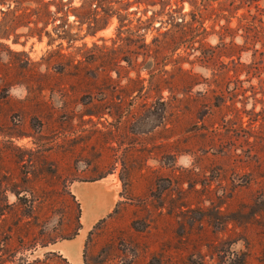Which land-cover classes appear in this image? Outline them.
<instances>
[{
	"label": "rangeland",
	"instance_id": "obj_1",
	"mask_svg": "<svg viewBox=\"0 0 264 264\" xmlns=\"http://www.w3.org/2000/svg\"><path fill=\"white\" fill-rule=\"evenodd\" d=\"M0 264H264V0H0Z\"/></svg>",
	"mask_w": 264,
	"mask_h": 264
},
{
	"label": "crops",
	"instance_id": "obj_2",
	"mask_svg": "<svg viewBox=\"0 0 264 264\" xmlns=\"http://www.w3.org/2000/svg\"><path fill=\"white\" fill-rule=\"evenodd\" d=\"M79 191H81V195L83 196V198L87 201V203H90V200H91V198H90V192H89V187L88 186H81L80 188H79ZM87 192V193H86ZM86 196H87V198H86ZM99 205V206H98ZM98 205L97 206H95V207H88V209H87V211H86V214L87 215H89V216H93V215H95V214H98V213H100L102 210H103V208H105V206H106V202H104L103 204H101V208H99L100 207V203H98ZM103 206V207H102ZM98 208V209H97ZM89 210V211H88ZM97 210V211H96ZM96 211V212H95ZM90 212V213H89ZM93 212V213H92ZM75 243H77L78 242V240H75L74 241Z\"/></svg>",
	"mask_w": 264,
	"mask_h": 264
},
{
	"label": "bare ground",
	"instance_id": "obj_3",
	"mask_svg": "<svg viewBox=\"0 0 264 264\" xmlns=\"http://www.w3.org/2000/svg\"><path fill=\"white\" fill-rule=\"evenodd\" d=\"M117 182V181H116ZM113 184H115V181H114V183ZM79 193L81 194V191H79ZM87 193V192H86ZM105 194V193H104ZM91 195V194H90ZM93 196V195H92ZM86 198H87V196H86ZM91 198V197H90ZM92 199V198H91ZM85 200V199H84ZM96 201V200H95ZM102 201V200H101ZM103 202V201H102ZM99 203H101V202H99ZM85 205V204H84ZM97 205H98V202H97ZM99 206V205H98ZM103 207V206H102ZM99 208H101V204H100V207ZM98 209V208H97ZM85 211V210H84ZM83 211V212H84ZM89 211V210H88ZM97 211V210H96ZM95 211V212H96ZM90 213V212H89ZM93 213V212H92ZM84 215V214H83ZM84 221L86 222V218H84ZM87 224V223H86ZM74 245V244H73ZM76 246V245H75ZM55 249V248H54ZM76 253V252H75ZM77 255H79V254H77ZM72 259H74L73 257H72Z\"/></svg>",
	"mask_w": 264,
	"mask_h": 264
}]
</instances>
